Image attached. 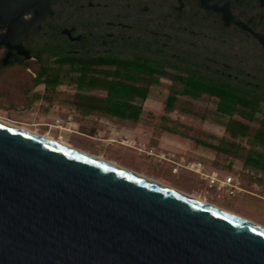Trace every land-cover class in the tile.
<instances>
[{"label":"water","instance_id":"1","mask_svg":"<svg viewBox=\"0 0 264 264\" xmlns=\"http://www.w3.org/2000/svg\"><path fill=\"white\" fill-rule=\"evenodd\" d=\"M49 1L0 0V45L23 52ZM229 1L202 5L228 23ZM0 264H264V229L0 122Z\"/></svg>","mask_w":264,"mask_h":264},{"label":"flooded vegetation","instance_id":"2","mask_svg":"<svg viewBox=\"0 0 264 264\" xmlns=\"http://www.w3.org/2000/svg\"><path fill=\"white\" fill-rule=\"evenodd\" d=\"M49 4L41 26L23 37V52L0 45V77L9 78L16 71L27 74L34 95L40 94L42 67L102 68L112 65L107 57L133 56L140 63L194 74L242 94L258 93L264 102V45L257 37L264 34L261 0H230L228 8L237 21L228 23L222 10L204 6L202 0ZM5 58L14 59L4 63Z\"/></svg>","mask_w":264,"mask_h":264},{"label":"rangeland","instance_id":"3","mask_svg":"<svg viewBox=\"0 0 264 264\" xmlns=\"http://www.w3.org/2000/svg\"><path fill=\"white\" fill-rule=\"evenodd\" d=\"M175 73L167 68L161 76V81L150 87L148 97L145 100H138L142 103L144 111L140 120L135 121L91 108L83 111L74 101L78 90L76 72L69 74L65 82L54 88L41 82L40 94L34 95L30 91L29 76L16 71L9 78L0 77V117L216 206L231 207L244 216L264 224V199L254 197L264 193V190L251 189L250 192L255 194L254 196L243 194L244 197L239 198L237 194L236 197L225 190H218L216 185H210L208 178L204 179L199 173L183 166L192 161H201L202 169L211 172L204 167L202 159L190 154L193 151L191 148L185 152L184 145L172 134L163 132L167 128L194 137L203 129L202 136L222 148L221 152L209 161L212 166L219 168L221 177L231 172V161L238 156L234 145H231L230 149H225L224 141L234 140L238 144V151H245L248 147L264 148L254 141L252 133L230 135L226 129L230 117L233 120L249 121L238 110L232 116L224 114L217 110L216 96L203 93L194 98L183 94L182 85L172 82ZM172 87L177 88L176 100L171 108H166L165 99ZM81 91L88 96H105L107 93L106 89L100 87ZM88 99L78 98L80 102ZM239 108L244 107L239 104ZM260 118L261 114L257 113L255 119L251 121L252 132L259 125ZM162 137H165V141ZM196 146L193 142L190 147ZM176 162H180L181 165L174 173L173 167ZM241 172L253 180L260 177L259 171L255 169Z\"/></svg>","mask_w":264,"mask_h":264},{"label":"trees","instance_id":"4","mask_svg":"<svg viewBox=\"0 0 264 264\" xmlns=\"http://www.w3.org/2000/svg\"><path fill=\"white\" fill-rule=\"evenodd\" d=\"M105 61L112 63V65L98 68L92 64H75L72 67H56L55 71L51 70L52 67H42L40 80L54 88L56 85L65 82L69 74L76 72L75 80L78 90L74 101L83 111H86V108H91L112 116L131 118L135 121L140 120L144 107L138 100H145L148 97L150 87L161 81V76L165 73L166 68L154 62L140 63V59L133 56L121 58L112 56L105 58ZM113 61L117 62L113 64ZM173 80L182 85V93L194 98L201 96L203 92H207L210 96H216L218 98L217 110L221 113L232 116L238 110L249 121L233 120L230 117L226 124V129L230 135L252 133L254 141L264 148V102L258 93L242 94L226 85L211 82L194 74L175 73ZM93 87L106 89V95L88 96L81 91ZM173 87L165 99L166 108H171L176 100L177 88ZM79 97L89 99L80 102ZM239 104L244 108H239ZM257 113L261 114V118L259 125L252 132L250 130L251 121L255 119ZM167 130L180 133L168 128ZM203 131L200 129L197 137L187 136L198 144H204L221 151L220 145L214 144L202 136ZM224 145L225 149H230L231 145H234L237 155L242 158L245 165L264 171V149L248 147L245 151H238V144L234 140L231 142L224 141Z\"/></svg>","mask_w":264,"mask_h":264},{"label":"crops","instance_id":"5","mask_svg":"<svg viewBox=\"0 0 264 264\" xmlns=\"http://www.w3.org/2000/svg\"><path fill=\"white\" fill-rule=\"evenodd\" d=\"M163 132H165L167 134H172L176 140H178L182 145H184V147H185L184 151L185 152H188V149L191 148L193 151L190 154L191 155L195 154V155H197L196 156L197 158L202 159V161L204 163V167L210 169L211 171L216 170V171L220 172L219 168L212 166V164L209 161L211 160V158L213 156H215L218 152H221V151H217L215 148H212L210 146H206L204 144H198L192 138H190L186 135H183L181 133H174V132H171L168 130H164ZM162 138H163V141H165V139H164L165 137H162ZM193 142L197 145L195 148L190 147ZM230 167H231V169H230L231 172H229V173L227 172V174H233V176L236 178V180H239L241 186L244 188L240 191H237L233 196H235L236 194L238 195L239 198L244 197L243 194L254 196L255 194H252L250 192L251 189L259 188L261 190H264V171L263 170L255 168V167L250 166V165H245L243 163L242 158L239 156L233 158V161H231ZM186 169H188V168H186ZM248 169L258 170L260 177L255 179V180H253L251 178H247L248 176H246L245 173H242L241 170H248ZM176 171H174V173ZM191 171H193V170H191ZM244 175H245V177H244ZM261 177H263V178H261ZM243 179H244V181H243ZM201 181H203V180H201ZM237 195H236V197H237ZM254 197H259V198L264 199V193L259 194V196L255 195ZM219 206L223 207L221 205H219ZM223 208H225V209H227V210H229V211H231V212H233V213H235L241 217H244V218L252 220L256 223H259L255 220H253L252 218H249L248 216L247 217L244 216L243 214H241L240 212H237V210H235L231 207L230 208L223 207ZM259 224L264 225L262 223H259Z\"/></svg>","mask_w":264,"mask_h":264},{"label":"bare ground","instance_id":"6","mask_svg":"<svg viewBox=\"0 0 264 264\" xmlns=\"http://www.w3.org/2000/svg\"><path fill=\"white\" fill-rule=\"evenodd\" d=\"M0 122H2V123H4V124H7V125H10V126H13V127H15V128H18V129L23 130V131H25V132L31 133V134H33V135L39 136V137H41V138H43V139H45V140L51 141V142L56 143V144H58V145H61V146L67 147V148H69V149H72V150L78 151V152L83 153V154H86V155L91 156V157H93V158H95V159H97V160H100V161H102V162H105V163H107V164H109V165H111V166H114V167L119 168V169H121V170H125V171H127V172H129V173H132V174H135V175H137V176L143 177V178H145V179H148V180H150V181H152V182H155V183H157V184H160V185L165 186V187H167V188H170V189H172V190H176V191H178V192H180V193H182V194H184V195H187V196H190V197H192V198H195V199L201 200V201H203V202H205V203H207V204H209V205H211V206H213V207H215V208H217V209H220V210H222V211H224V212H226V213H228V214H231V215H233V216H235V217H238V218H240V219H242V220H244V221H247V222H249V223H251V224H254V225H256V226H258V227L264 229V225H260V224H258V223H256V222L252 221V220H249V219H247V218L241 217V216H239V215H237V214H235V213H233V212H231V211H229V210H227V209H225V208H222V207L216 206V205H214V204H211V203H209V202H207V201H205V200H203V199H201V198H199V197H196V196H194V195H192V194H189V193H187V192H184V191H182V190H179V189H177V188H175V187L169 186V185H167V184H165V183H162V182H160V181H158V180H155V179L149 178V177H147V176H145V175H142V174H140V173H138V172H136V171H133V170H130V169H128V168H125V167H122V166H120V165H117V164H115V163L112 162V161H109V160L103 159V158H101V157H99V156L93 155V154H91V153H88V152L82 151V150H80V149H78V148H75V147H73V146H70V145H68V144H65V143H63V142H61V141H59V140H56V139L50 138V137H48V136L42 135V134H40V133H38V132H36V131H31V130L25 129V128H23V127H20V126L14 124V123H12V122H10V121H8V120L2 118V117H0Z\"/></svg>","mask_w":264,"mask_h":264},{"label":"built area","instance_id":"7","mask_svg":"<svg viewBox=\"0 0 264 264\" xmlns=\"http://www.w3.org/2000/svg\"><path fill=\"white\" fill-rule=\"evenodd\" d=\"M180 165V162H176V165L173 167V171H176ZM183 166L199 173L204 179L208 178L211 186L216 185L219 190H225L231 195H234L237 191L244 189L239 180H236L233 174H225L221 177L219 172L216 170H213L210 173L204 171L202 169L203 164L201 161H192L184 164Z\"/></svg>","mask_w":264,"mask_h":264}]
</instances>
